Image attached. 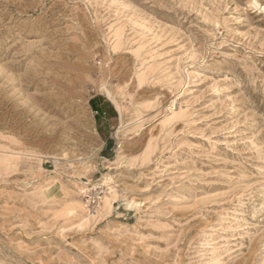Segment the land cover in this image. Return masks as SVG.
Listing matches in <instances>:
<instances>
[{
  "label": "rangeland",
  "instance_id": "1",
  "mask_svg": "<svg viewBox=\"0 0 264 264\" xmlns=\"http://www.w3.org/2000/svg\"><path fill=\"white\" fill-rule=\"evenodd\" d=\"M0 264H264V0H0Z\"/></svg>",
  "mask_w": 264,
  "mask_h": 264
},
{
  "label": "built area",
  "instance_id": "2",
  "mask_svg": "<svg viewBox=\"0 0 264 264\" xmlns=\"http://www.w3.org/2000/svg\"><path fill=\"white\" fill-rule=\"evenodd\" d=\"M88 205L95 206L101 199L103 190L101 187L86 188L83 191Z\"/></svg>",
  "mask_w": 264,
  "mask_h": 264
},
{
  "label": "bare ground",
  "instance_id": "3",
  "mask_svg": "<svg viewBox=\"0 0 264 264\" xmlns=\"http://www.w3.org/2000/svg\"><path fill=\"white\" fill-rule=\"evenodd\" d=\"M109 93V92H108ZM114 191H109V193H112ZM112 199V198H111ZM97 209H95L91 215L96 216L103 212L104 209L110 206V197L108 195H105L101 203L97 204ZM88 214V213H87Z\"/></svg>",
  "mask_w": 264,
  "mask_h": 264
},
{
  "label": "crops",
  "instance_id": "4",
  "mask_svg": "<svg viewBox=\"0 0 264 264\" xmlns=\"http://www.w3.org/2000/svg\"><path fill=\"white\" fill-rule=\"evenodd\" d=\"M96 111L97 112L99 111L101 114H104V108L100 106V103H99L98 108H96Z\"/></svg>",
  "mask_w": 264,
  "mask_h": 264
}]
</instances>
